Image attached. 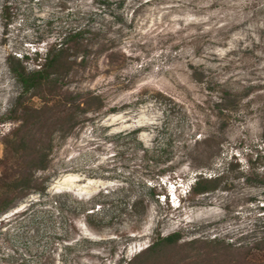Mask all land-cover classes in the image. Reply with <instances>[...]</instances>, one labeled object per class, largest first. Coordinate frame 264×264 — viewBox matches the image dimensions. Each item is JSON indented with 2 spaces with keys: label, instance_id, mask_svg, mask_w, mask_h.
<instances>
[{
  "label": "rangeland",
  "instance_id": "374dc122",
  "mask_svg": "<svg viewBox=\"0 0 264 264\" xmlns=\"http://www.w3.org/2000/svg\"><path fill=\"white\" fill-rule=\"evenodd\" d=\"M99 1L0 0V192L52 138L44 193L0 215V264H264V0ZM77 28L93 46L61 86L101 104L64 133L56 110L22 123L8 57L37 69Z\"/></svg>",
  "mask_w": 264,
  "mask_h": 264
},
{
  "label": "trees",
  "instance_id": "16d2710c",
  "mask_svg": "<svg viewBox=\"0 0 264 264\" xmlns=\"http://www.w3.org/2000/svg\"><path fill=\"white\" fill-rule=\"evenodd\" d=\"M99 3L104 1L100 0ZM85 30L82 28L73 29L65 33L60 41L45 54L44 63L37 69L27 70L22 62L14 56L8 57L9 70L21 86V93L17 97L15 110L23 114L20 117L22 123L30 122L35 124L40 113H48L56 110V120L53 122L62 133L71 129L78 122L80 112L90 110L93 102L101 104V98L90 92H72L63 89L61 82L63 77L74 67H84L87 63L88 54L92 43L85 37ZM102 50V49H100ZM23 59H28L27 55ZM79 59V60H78ZM196 76V74H195ZM37 96L41 100V106L24 105V95ZM63 136V135H62ZM47 144L40 145L31 154L26 168L27 173H20L5 183V188L0 192V215L8 212L17 206L19 197H25L32 192L44 193L46 186L35 183L33 171L45 170L48 165V157L51 150L52 138L45 136ZM19 141V140H18ZM19 145L14 141L11 149L17 152ZM219 175L210 178L196 179L192 186L196 193H204L216 188ZM151 194L156 195L155 186L149 188ZM138 202L133 204L136 207ZM264 205V204H263ZM175 235L159 237L145 249L134 256L135 259H144L157 250L169 246L175 242Z\"/></svg>",
  "mask_w": 264,
  "mask_h": 264
},
{
  "label": "bare ground",
  "instance_id": "6f19581e",
  "mask_svg": "<svg viewBox=\"0 0 264 264\" xmlns=\"http://www.w3.org/2000/svg\"><path fill=\"white\" fill-rule=\"evenodd\" d=\"M61 180V179H60ZM79 177L77 175H69L63 178L62 181L57 182L55 187H62L64 185H67L68 187L73 186L74 182L79 181ZM93 185V181L89 180L87 183L85 184H78L77 186L80 187V189L87 191L89 190L88 188H90V186ZM81 190V191H82Z\"/></svg>",
  "mask_w": 264,
  "mask_h": 264
}]
</instances>
